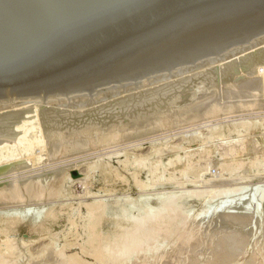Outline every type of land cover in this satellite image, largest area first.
<instances>
[{
    "label": "rangeland",
    "instance_id": "obj_1",
    "mask_svg": "<svg viewBox=\"0 0 264 264\" xmlns=\"http://www.w3.org/2000/svg\"><path fill=\"white\" fill-rule=\"evenodd\" d=\"M259 34L253 36V38L257 37L255 40H258L264 32ZM253 38H247L248 40L237 44L239 46L247 43L246 46H253L255 43ZM233 46L231 47L233 48ZM260 46L255 47L254 50ZM231 47L214 51L191 62L182 61L161 68L162 70L158 69L124 78L122 81L124 83H127V81L129 83V80L131 82L134 80L143 82L145 78L149 80L150 78L148 77L154 78L155 75V79H160L161 75L159 74L162 73V75L168 76L170 73L167 71L173 74V71L177 72V70H182L183 67L188 70L184 69L186 72L180 71L181 74L184 73L182 74L183 76L186 74L188 76L195 69L196 71H199V69L201 71V67L202 70L203 67L205 69L204 65L209 62L208 58L211 60V57L216 55H219L218 58H220L225 53L223 55L225 60H220L221 63H217L221 65L232 57H236L232 56L228 59V53L225 51ZM252 50L253 48L250 47L249 51H247L251 52ZM247 51L244 52L247 54L242 52V55L250 54ZM239 54L241 55V53ZM240 57L242 59V56ZM200 60L203 63L199 65L196 62ZM193 63L197 65H195L196 67L199 66L198 69ZM187 64H193V67L191 66L189 69L190 66H185ZM254 68V72L251 69L249 73L247 72L249 70H246V73L242 71L241 76H235L232 81L225 82L227 86L224 88V82H220L223 85L218 83V86L216 85L208 95H204V97L202 95L198 100L193 99L185 103L187 107L183 101H180L176 105H182L183 103L184 106L182 105V107L184 108L174 106V109L172 106L169 107L170 112H162L164 114L158 112L155 116H153L154 114L151 115L149 119L144 118V121H138L139 123L136 120L130 121L131 124L127 122V125L117 128L118 130H113V133L112 131L110 133L102 131L100 134L101 131H99L98 136L94 133L96 137H100L97 139L99 142L95 141L96 137L94 134V138L90 136V140L89 136L79 135L80 133L73 137L69 134L68 137V135H65L68 132L64 133L65 131L58 134V136L62 135L60 137L51 135V138H48L50 135H46L47 137L43 138V142H46L44 144L46 149L43 148L45 147L42 144L43 142L41 143L43 147H40L42 145H36V148L40 147L41 149L43 148L42 151H47L46 154L43 152L42 156H46L42 158L43 160L41 159L42 161L38 159L39 161L36 164L33 160L27 161L25 159V161L22 159V161L19 159L17 160L18 162L15 161L18 164L14 163L8 165L9 167H0V171L5 170L0 172V185H2L0 187V228L3 230V228L7 227L9 236H12L16 242L15 250L10 257L8 256L6 263L69 264L64 256L67 257L70 253H78L79 258L84 259L83 263L87 260L88 264H93V256L82 251V246L86 241V231L83 229V224L87 212V204L99 199L109 204V210L103 222L104 231L109 232L115 228L116 215L120 211L118 208L128 195L134 200L145 196L151 204H156L157 198L174 193L183 198L182 211L187 210L185 213L189 214L187 228L185 227L184 233L188 236L189 231H192L193 233L190 236L192 240L191 238L188 241L176 240V243L174 242V244L172 243L166 248L165 253L161 256L162 258L164 257L163 259L159 257L160 255L156 257L157 253L155 255L154 253H145L144 249L142 251L145 254L141 251L142 253L136 254L130 259L131 261L128 260V263L125 264H264V77H262L264 74H259L257 72L258 68ZM191 69L193 71L189 72ZM164 72H167V75ZM256 73L258 75H255ZM172 74L160 83L176 79L173 76L174 74ZM250 75L253 78L249 77ZM248 77L250 78L249 81H247ZM155 79L151 78L150 80L154 81ZM241 79L242 83L245 82V85L241 84ZM150 80L148 82L151 83ZM122 81L115 80L101 84L94 90H87L86 92L100 91L111 84V86L114 85L116 87L118 83L124 84ZM140 82L135 85L136 89L146 87L144 82L139 85ZM229 82H233L232 84L235 86H237L236 82H238V86L233 87L232 84L230 86L228 85ZM142 85L143 87L140 88ZM227 87L228 90L225 89ZM213 104L215 105L214 107ZM216 107L217 109L213 111ZM244 121L249 122V127H244L242 123ZM240 137H243V143L238 141ZM46 138L48 141H46ZM92 139L94 141H91ZM240 144H243V146H240ZM232 146L237 149L233 155L228 154V150ZM38 148L34 151L40 153V156L42 152ZM33 153L32 155L35 156L36 153ZM178 156L181 157H179V161ZM136 158L144 159L145 165H138L135 161ZM87 161H97V163L93 168L88 169ZM77 162H82L80 165L84 167L81 168L83 173L90 171L89 184L91 185L88 184L85 187L86 185H82L81 182L70 183V180L66 178V174L70 171L69 169ZM129 163L133 167H130ZM77 173L76 177H81V175L79 176L81 171H77ZM71 175L73 176V172H71ZM61 177L64 185L62 194L57 197L52 196L54 195L53 189L47 191L49 189L47 185L54 181H60ZM15 180L19 182L17 184L41 181L40 183L44 184L42 185L43 189L47 187L44 190L47 195L42 198L37 196L38 198L34 197L27 199V201L24 197L20 199L21 196L16 197L17 193L15 190L12 188L8 189L16 183ZM141 181L150 185L146 188H140L138 182ZM235 189L236 191L231 192V190ZM51 193L52 195H50ZM12 197L15 198L12 200ZM16 198H19V200ZM226 206L230 207V211L234 215L232 217L235 220L229 218L231 214L227 213L231 212H224ZM251 208H254V211ZM255 208L257 209L255 210ZM51 210L55 211L54 216H49ZM206 210L210 211L207 217L204 216L207 212ZM12 211L13 213L19 212V215L22 213L27 214L26 219L22 215L21 218H18L13 223L12 217L9 216ZM74 212L79 214L76 215ZM41 214L42 218H40ZM237 214L238 216L235 217ZM245 216L248 217L246 218ZM226 217L230 219V222ZM238 217L240 219L245 217L241 219L245 220L242 221L244 223ZM35 218L38 221L39 219L42 220L39 223L37 222L39 229H36L37 225H35L36 227L34 225L31 226ZM3 233L0 230V235ZM229 234L231 236L239 235L236 244L228 241L227 235ZM160 241H163V236L160 237ZM229 244L230 247L228 246ZM58 249L60 251L63 250L64 256L57 254L60 253ZM147 253L148 255H146Z\"/></svg>",
    "mask_w": 264,
    "mask_h": 264
},
{
    "label": "water",
    "instance_id": "obj_2",
    "mask_svg": "<svg viewBox=\"0 0 264 264\" xmlns=\"http://www.w3.org/2000/svg\"><path fill=\"white\" fill-rule=\"evenodd\" d=\"M259 32L264 0H0V100L94 90Z\"/></svg>",
    "mask_w": 264,
    "mask_h": 264
},
{
    "label": "bare ground",
    "instance_id": "obj_3",
    "mask_svg": "<svg viewBox=\"0 0 264 264\" xmlns=\"http://www.w3.org/2000/svg\"><path fill=\"white\" fill-rule=\"evenodd\" d=\"M259 33H261V32H259ZM259 33H257V34H259ZM257 34H255V35H257ZM263 35L261 36V38H259V36H260V34H259L258 40H255V38H257V37H255V38L252 37L255 40V43L253 42V40H251L254 44L249 42L250 44H253V46L248 44V45H250V47L253 48V50H252L253 52L252 51L248 52L250 47L246 46L247 43H246V45H244L245 43L243 45L240 43L241 45H239V46H238V44H236L237 46L235 45V46H233V48L231 47L230 49L225 51L228 53L229 57L226 56V57H228V59L232 56H236V57H234L236 59H234L232 57L233 59L231 58V59H229V61H225L221 65H218L217 63L218 62L221 63V61L225 58V57L223 58V55L225 53L224 54L222 53L223 55H221L219 53L221 55V57L218 58L219 55H216L214 57H211L212 58L211 60H210V58H208L209 62L207 63V65H204L205 69L203 67V70H202V67H201L202 65L200 66L201 71H200V69H199V71L198 70L196 71L195 67L197 65L195 63H193L194 66L196 65L194 67L195 70H194V72H192L193 71L192 70L193 68H192L191 71H189L192 73L189 74L188 76H186L187 74L183 76L182 74H184V73L181 74L180 71L183 70L184 72H186L188 70V69H186V67H183L182 70H177V72L179 71V73L172 70L174 73H177V74L173 73L174 75L171 72L167 71L168 73L172 74L174 76V78H176V79H174L172 81H167L165 83H160V82L166 80V78L169 77L170 74L168 76H164L161 73V74H159V75H161L160 79H155L156 75L154 76V78L150 76L148 78L155 79L154 81L153 80L151 81L149 79L151 81V83L148 82L149 81L148 79L145 78L146 79L145 80L143 78L144 79L143 82L145 83L146 87L142 88L143 87V85H142L140 87L142 89H139V88L136 89V86H135L140 81L134 80L133 82H131V80H129L130 81L129 83H128V81H127V83L126 82L124 83L122 81L124 84L118 83V86L116 85V87L114 85L111 86L112 85L111 84V85H109L111 87L107 86L104 89H102L100 91L99 90L94 91L93 93L86 92L88 89H83V90H79L78 92H77V90H75V91L72 90L71 93L58 92L55 94L51 93V94H48L46 96L36 95V96H28V97H20V98L0 100V167H3V166L9 167L8 165L17 163L18 162L17 160H19V159L20 160L26 159L27 161L33 160L34 163L39 161L38 159L41 160L43 157L46 156V155L42 156L43 152L45 151V150L42 151V149L43 148L46 149V146L44 145L46 142H43V138L47 137L46 135H50L48 138H51V135L53 137H56L61 132L65 131L64 133L68 132L65 134V135H68V137H69V134H70V136L72 135V137H73L74 135H78V133H80L79 135L84 134V135H86V137L89 136V140H90V136L93 137L94 133L96 135L99 134V131H101L100 134L102 133V131H106L109 133L112 131V133H113L114 132L113 130H115L121 126H124L125 124L127 125V122H130V121L133 122V120L134 121L136 120L137 122L138 121L141 122V121H144V118L149 119V117L151 115L154 114L153 116H155V114L158 112L161 114H164L162 112H165V111L170 112L171 110L169 107H172V106H173L172 108H174V106L182 107L183 103H182V105H176L177 102L183 101L185 104L188 101H191L193 99L198 100V98L200 96L203 95L202 97H204V95H208L210 93V91L212 89H214V87H216V85L218 83L220 84V82H224L223 88L226 87L227 84H225V82L228 83V81H232V79L235 76H241L242 71L245 72L246 70H249V71H247L249 73V72H251L250 71V69H251L252 72H254L253 69H255L254 67H256V68H258L257 72H259V74L260 73H261V75L264 74V65H263L264 64V36ZM259 45H261V46L263 45V46L262 47L260 46L259 48H256L254 50V48L258 47ZM246 51L250 54L242 55V52L244 53ZM239 53H241V55ZM244 54H247V53H244ZM237 55L242 56V59L240 56L238 58ZM196 63H198L200 65L201 60L196 62ZM193 64H187L185 66H188V67L190 66L189 67V69H190L191 66L193 67ZM256 65L257 66L260 65V66L257 67ZM198 67H196V68L198 69ZM174 70H176V69L174 68ZM167 72H164V73H166L165 75H167ZM251 74H253V73H251ZM255 75H258V74L256 73ZM244 76H245V78H247L246 75H244ZM249 77H252V76L250 75ZM249 77H248V80L246 79L247 81H249V79H250ZM259 77H260V75H259ZM262 77H264V76H262ZM143 82L141 81L139 85H141V83H143ZM158 83H160V84L156 85ZM232 83L229 82L228 85H230ZM236 83L238 86V82H236ZM239 84H240V80H239ZM241 84L245 85V82L242 83V79H241ZM220 85H223V84H220ZM129 86H132V87L129 88ZM234 86L235 85H233V87ZM237 86H235V87H237ZM101 88H103V87H101ZM225 89L228 90V87ZM96 95H98L100 97H98V96L96 97ZM92 96H94V97H92ZM188 105H189V103H188ZM214 106L215 105L213 104V107ZM186 107H187V105H186ZM182 108H184V107H182ZM215 109H217V107L214 108L213 111H215ZM137 122H135V123H137ZM242 123H243L244 127H246V128L249 127V124H248L249 122L247 123L244 121ZM130 124H131V122H130ZM214 127H217V126H214ZM95 134H94V136H95ZM60 136H62V135H59L58 137H60ZM241 136H244V135H241ZM99 138L100 137H96L95 141L99 142L97 140ZM55 140H57V139H55ZM106 140H108V139L106 138ZM113 140H114V138H113ZM241 140H243V141H241ZM46 141H48V139ZM52 141H53V139H52ZM91 141H94V140L92 139ZM102 141H104V140H102ZM238 141L243 143L244 142L243 137L242 138L240 137ZM41 143L45 147H43V145ZM227 143H229V142H227ZM36 145L37 146L42 145L40 147H43L42 149L39 147L41 150L37 147L40 150V152H42V154L40 156H39L40 153L35 152L37 149ZM234 145H235V143H234ZM236 146L237 145H235V147ZM240 146H243V144L242 145L240 144ZM235 147L234 146L230 147L228 150V154H232V155L235 154V152L237 150L236 149L237 147L236 148ZM172 149H173V147H172ZM33 151H34V153H36L35 156L32 155ZM46 152H44V153L46 154ZM225 152H227V151H225ZM118 154H120V153H118ZM228 154H226V155H228ZM179 157L180 156L177 157L178 161H179ZM143 160L144 159H142V158H136L135 161L138 165H145L144 164L145 162ZM15 161H17V162H15ZM180 161H181V159H180ZM126 162L128 163V161H126ZM81 163L82 162H80V163L77 162L75 165H73L69 169L70 171L67 174L66 173H64V174H66V178L70 180V183H74V182L80 183L81 182L82 185H86L85 187H87L89 182H90L89 181V175L91 173H89L90 171L88 173L87 172L83 173L82 169H81L83 166L80 165ZM96 163H97V161H89V162L87 161L86 162L87 166L89 167L88 169L93 168ZM153 163L155 164V162H153ZM19 164H21V163L19 162ZM128 165H130V163ZM15 166H17V165L15 164ZM97 166H98V164H97ZM130 167H133V166L130 165ZM2 171H5V170L3 169L0 172H2ZM6 171H7V169H6ZM76 171H81V173H79V176L81 175V177H76L74 175L73 176L71 175V172H76ZM4 174H5V172H4ZM62 176H64V175L62 174ZM56 180H58V179H56ZM137 180H139V179H137ZM62 181H63V178L60 179V181H56V182L54 181L53 183L51 182V184L48 182L49 184L47 186L49 189H47V187H45V186H44L45 188L43 189L42 185H44V184L40 183L41 181L40 182H37V181L30 182L29 181V182L24 183V184H22V183L17 184L19 182H16V180H15L16 183L13 182L14 185L8 189L12 188L17 193L16 197L21 196L20 199L24 197V199L26 198L25 199L26 201H27V199H31V198H34L37 196L38 197L40 196V198L46 196L47 192L44 191L45 189H47V191H50L53 189L54 195H52V193L50 195L57 197V196H60L62 194V188L64 186ZM138 183H139L138 185L140 186V188H146L148 185H150V184L142 182V181L138 182ZM89 185H91V184H89ZM1 186L2 185H0V187ZM6 186H7V184H6ZM232 191H236V189L231 190V192ZM186 194H188V193H186ZM263 195H264V193H263ZM142 197H144V198H142ZM142 197H141V199L138 197L139 198L138 200L137 199L134 200V198H131V196L128 195L125 198V200H123V202L121 201L122 204L120 205V207L118 206L119 207L118 210L120 209V211L116 215L117 220H116L115 228H113L109 232H105L104 227H103V222H104L105 216L109 210V204L106 201L99 199V200H95L94 202L86 205L87 212H86V216H85V220H84V224H83L84 225L83 229L86 231V241H85V244L82 246V251L85 253L87 252L89 255L91 254L93 256V258H94L93 264H123V263L125 264V263H128L127 262L128 260L131 261L130 259H132V257L136 256V254L138 255V254H140V252L142 250L144 251V249H145V251H144L145 253L146 252H149V254L154 253V255H155V253H157L156 257H158L159 255H160L159 257H161V256H163V253H165L166 248L169 245H171L172 243L174 244V242L176 240H178V239L179 240L181 239V241L190 240L191 233H193V232L189 231L190 233L188 236L186 233H184L185 232L184 229H185L187 222H188V217H189L188 215L189 214L185 213V211H187V210L182 211V208H183L182 196H178L174 193H171L167 196L157 198L156 204H151L147 197H145V196H142ZM14 198L12 197V200ZM16 199L19 200V198H16ZM6 200H7V198H6ZM23 200H22V202H23ZM40 202H41V200H40ZM258 206H257V208H258ZM231 208H234V207H231ZM257 208H255V210ZM30 209H29V211H30ZM251 209L253 210L254 208H251ZM209 210L208 211L206 210L207 212L204 216L207 217L210 214ZM78 212H80V211H78ZM224 212H231L230 207L226 206L224 208ZM25 213H27V212H25ZM74 213H72V214H74ZM220 213H221V211H220ZM75 214L78 215L79 213L78 214L75 213ZM227 214H231L229 218L233 219L232 216H234V215H232V212L227 213ZM227 214H225V215L227 216ZM7 215H8V213H7ZM22 215L25 216V219H26L27 214L22 213L21 215H19V212L13 213V211L11 214H9V216L12 217L13 223L16 222L18 218H21ZM54 215H55V211L51 210L49 216H54ZM9 216H7V217H9ZM236 216H238V214L235 215V217ZM243 216H244V214H243ZM239 217H241V216H239ZM239 217H238V219L241 220L242 218H245L246 216L242 217L241 219ZM40 218H42V214H41ZM229 218H227V219H229ZM249 219H251V218H249ZM233 220H235V219H233ZM39 221L41 222L42 220L39 219ZM39 221L37 220V218L33 219L31 226L37 225V222L39 223ZM43 221H44V219H43ZM242 221H245V220H241V222ZM70 222H72V221H70ZM229 222H230V219H229ZM242 223H244V222H242ZM74 225H76V224H74ZM38 226L39 225H37V227L35 226L36 229L40 228ZM31 228H33V227H31ZM0 230L4 232L3 233L4 235L1 234L3 236L0 237V247H1L0 264H7L6 260H7L8 256L10 257V255L13 254V252L15 250L16 242H15L14 238H12V236L11 237L9 236V233L7 231L8 230L7 227L3 228V230L0 228ZM76 233H77V231H76ZM77 234H79V233H77ZM192 235H194V234H192ZM229 235H227L228 241L236 244V241L238 240L237 238L239 235L238 234L235 236H233V235L231 236V234H229ZM161 236H163L162 242L160 241ZM191 240H192V238H191ZM228 246L230 247V244ZM63 253H64L63 250H61L60 253H57V254L64 256ZM146 255H148V253ZM154 255H153V257H154ZM60 257H62V256H60ZM64 257H65L67 263H69V264L70 263L88 264L87 260H86V262L83 263L84 259H82V258L80 259L79 258L80 256L78 253H74V254L70 253L69 256H67V257L64 256ZM64 257H62V258H64ZM163 258L161 257V259H163ZM65 259H63V260H65ZM79 259H80V262H79ZM143 262H144V260H143ZM89 263H90V261H89ZM90 264H92V263H90Z\"/></svg>",
    "mask_w": 264,
    "mask_h": 264
}]
</instances>
